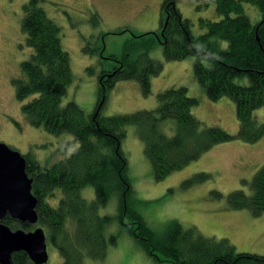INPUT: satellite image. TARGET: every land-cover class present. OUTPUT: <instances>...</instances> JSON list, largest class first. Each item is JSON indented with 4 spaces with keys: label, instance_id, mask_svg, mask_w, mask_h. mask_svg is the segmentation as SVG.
<instances>
[{
    "label": "trees",
    "instance_id": "trees-1",
    "mask_svg": "<svg viewBox=\"0 0 264 264\" xmlns=\"http://www.w3.org/2000/svg\"><path fill=\"white\" fill-rule=\"evenodd\" d=\"M44 1L29 0L23 5L22 31L30 55L20 62L21 75L12 79V85L18 100H28L21 108L30 125L55 135L69 133L79 142L70 156L49 167L42 166L32 153L24 155L26 171L33 180L32 192L38 198L36 224L44 228L47 241L62 255V264H84L90 259L105 258L109 247L117 244L118 235L108 232L115 220L159 262L163 257L173 264H264V254L238 252L229 238L206 237L176 220L166 224L162 232L152 229L131 208L133 188L122 146L127 127L134 126L154 176L161 181L214 145L234 140L255 143L262 138L264 123L255 117L254 111L264 108V0H213L220 19L200 18L199 24L206 32L198 35L193 34L192 20L181 14L176 0H164L159 29L134 34L124 43L121 57L107 56L110 66L104 65L100 70L95 66L87 68L91 74H98L99 97L91 113L74 99L62 104L73 80L70 54L61 42L60 25L41 5ZM249 3L260 13L257 22L245 12V4ZM127 30L125 27L119 33ZM104 46V42L99 45L91 40L84 51L102 58ZM158 46L167 60L195 57L194 77L209 99L228 96L234 100L239 120L237 132L198 119L191 108L199 99L191 96L185 85L159 91L156 108L103 114L109 91L119 81L137 80L145 96L152 94V77L163 70L164 64L152 56ZM242 76L249 78L248 84L236 82ZM169 119L175 122L173 135L164 131ZM209 176V172H198L185 179L182 186H192ZM243 183V188L227 193L228 205L234 210L249 209L256 216L262 215L264 165ZM87 186L95 190L92 200L82 195ZM57 189L63 194L55 206L48 198L55 197ZM112 197L118 201L119 212L102 214L100 208L108 205ZM127 217L131 222L125 220ZM3 222L12 229L28 230L34 226L9 216ZM13 257L17 264H33L24 251L15 252Z\"/></svg>",
    "mask_w": 264,
    "mask_h": 264
},
{
    "label": "rangeland",
    "instance_id": "rangeland-1",
    "mask_svg": "<svg viewBox=\"0 0 264 264\" xmlns=\"http://www.w3.org/2000/svg\"><path fill=\"white\" fill-rule=\"evenodd\" d=\"M28 1L0 0V141L24 155L34 154L42 166L49 167L70 156L79 142L69 133L55 135L43 127L30 125L21 108L28 100L21 101L15 97L12 79L21 75L19 64L30 55L21 22L24 16L23 5ZM163 1L45 0L41 4L48 16L60 25L61 42L70 54L73 80L62 104L74 99L87 112L94 111L99 97L98 74H91L87 68L95 66L100 70L104 65L110 66L111 61L106 59L107 56L115 54L121 57L124 43L134 34L159 29ZM176 4L181 14L192 20L194 35L206 32L199 24L200 18L213 21L220 19L213 0H176ZM245 12L253 22L261 19L259 11L250 3L245 4ZM125 27L129 30L119 33ZM103 33L107 34L102 37ZM91 40L99 45L105 43L104 58L84 51L87 42ZM152 56L164 63L163 70L152 77V94L145 96L137 80L119 81L109 91L103 109L104 115L156 108L159 91L172 85H185L189 94L199 99V103L191 108L198 119L234 133L236 123L239 122L234 100L228 96H222L220 100L209 99L205 88L194 77L195 57L167 60L163 58L161 46L155 48ZM236 82L248 84L249 78L242 76L237 78ZM254 115L264 123V108L256 109ZM165 122L164 131L169 135L175 134L174 120ZM126 135L122 146L128 157V175L133 188L130 197L131 208L139 212L152 229L158 230V233L162 232L166 224L176 220L184 228H196L206 237L229 238L238 252L264 254V213L256 216L249 209L234 210L227 202V193L236 188H243V180H251L264 165V135L260 142H248L254 151L251 155L241 156L245 162L247 160L246 164L235 160L231 165L217 169V164L202 159L213 149L211 148L186 167L172 172L161 181L156 180L154 176L153 166L144 153L143 142L136 134L135 127H127ZM235 149L241 150L237 147ZM259 151L261 153H258ZM200 164L205 167L199 168ZM211 167H215L212 169L214 173L207 170ZM204 171L210 173L207 179L192 186H182L185 179ZM56 191L55 197L48 198L55 206L63 194L60 189ZM82 195L88 200L96 196L92 186L83 188ZM100 211L102 214H117V199L112 197L109 204L101 207ZM125 220L131 222L128 217ZM37 226L36 224L33 228L24 230H34ZM121 228L122 224L116 220L110 225L109 234L116 233L118 238L117 244L109 247L105 258L90 259L84 264H173L167 258L162 257L163 262L153 259L141 248L133 235ZM47 245L49 259L45 264H62L63 257L55 245L50 241H47Z\"/></svg>",
    "mask_w": 264,
    "mask_h": 264
},
{
    "label": "water",
    "instance_id": "water-1",
    "mask_svg": "<svg viewBox=\"0 0 264 264\" xmlns=\"http://www.w3.org/2000/svg\"><path fill=\"white\" fill-rule=\"evenodd\" d=\"M24 154L0 141V264H17L15 252L24 251L33 264L48 262L47 234L42 226L34 230L12 229L3 222L7 216L36 224L38 198L26 171Z\"/></svg>",
    "mask_w": 264,
    "mask_h": 264
},
{
    "label": "crops",
    "instance_id": "crops-1",
    "mask_svg": "<svg viewBox=\"0 0 264 264\" xmlns=\"http://www.w3.org/2000/svg\"><path fill=\"white\" fill-rule=\"evenodd\" d=\"M239 128V122L236 123V126L234 128L233 132H237ZM260 142V141H259ZM235 147L241 148V150H236ZM253 148L249 145L248 142H243L241 140H234L233 142H224L222 144H218L213 147L211 151L206 153L202 159H207L211 161V163H215L218 165L217 169H222L226 165H231L232 161L235 162V160H239L240 162L244 163V159H242L241 156L243 155H251L253 154ZM258 153H261L259 151ZM247 162V160H246ZM245 162V164H246ZM199 168L205 167L204 165L201 166L198 165ZM215 167H211V169H207L208 171L214 173ZM205 169V170H206Z\"/></svg>",
    "mask_w": 264,
    "mask_h": 264
}]
</instances>
